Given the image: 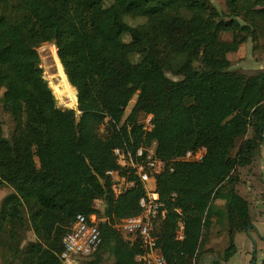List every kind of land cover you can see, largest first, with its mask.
I'll use <instances>...</instances> for the list:
<instances>
[{"label":"trees","instance_id":"obj_1","mask_svg":"<svg viewBox=\"0 0 264 264\" xmlns=\"http://www.w3.org/2000/svg\"><path fill=\"white\" fill-rule=\"evenodd\" d=\"M225 2L226 11L211 0H0V99L14 124L7 136L0 120V187L12 189L0 203V264H63L80 213L108 218L100 247L80 264H137L140 245L113 222L141 213L145 188L137 180L116 196L108 171L120 170L116 147L154 142L169 163L207 148L201 161L157 176L166 213L155 234L168 264H203L214 225L230 244L212 264L231 260L236 234L253 222L240 169L264 145V68L234 69L231 55L250 43L264 62V0ZM48 42L77 89L76 108L59 107L44 77L38 49ZM148 114L155 126L145 132Z\"/></svg>","mask_w":264,"mask_h":264},{"label":"built area","instance_id":"obj_2","mask_svg":"<svg viewBox=\"0 0 264 264\" xmlns=\"http://www.w3.org/2000/svg\"><path fill=\"white\" fill-rule=\"evenodd\" d=\"M140 123L145 132L152 131L155 126L153 114L142 118ZM156 148V142L150 146L141 145L135 151L127 147H116L114 155L120 170L108 171L116 196L132 188L137 180L145 188V196L139 202L141 213L113 222V227L127 243L140 245L141 252L135 258L137 264H168L155 234V220L166 213L159 200L157 176L166 170L173 171L175 162H199L207 153V148L201 146L188 150L169 163L157 156ZM106 221L107 217L97 214H78L63 240L64 251L60 255L63 264H80L82 258L94 254L102 243L100 224ZM184 236V225L180 221L176 238L182 240Z\"/></svg>","mask_w":264,"mask_h":264},{"label":"rangeland","instance_id":"obj_3","mask_svg":"<svg viewBox=\"0 0 264 264\" xmlns=\"http://www.w3.org/2000/svg\"><path fill=\"white\" fill-rule=\"evenodd\" d=\"M219 9L226 11L227 6L225 0H211ZM132 24L142 22V19L129 18ZM224 39H231L230 34H223ZM263 44L264 41H261ZM252 45L250 43L243 45L241 50L231 55L233 68L239 69L246 72H254L256 70L264 68V62H255L252 55ZM39 53L41 56V67L43 68V74L45 79L48 81L52 88L57 104L62 108H76L77 104V89L73 86V89L68 85L67 78L64 76V67L59 59L57 47L54 43L48 42L39 47ZM257 54L261 55L263 52L258 49ZM69 81V79H68ZM70 82V81H69ZM57 87V88H55ZM75 90V91H74ZM2 93H0V98ZM71 97V98H70ZM136 96L129 104L125 117L130 113ZM0 120L4 124L5 134L8 136L13 129V120L6 114L2 109V102L0 99ZM251 135V132L248 136ZM241 140L237 143L239 147ZM236 148V149H237ZM236 149L234 153L236 152ZM242 182L238 186L239 192L249 201L251 207V214L253 222L259 228V231L264 236V145L261 148L260 154L256 157L255 161L248 167L240 169ZM12 192L9 187H0V203L5 196ZM226 197L225 192H221L217 204L222 206L224 204V198ZM98 206L101 202H97ZM253 236L257 240V258L256 264H262L264 261V241L258 240L254 232L251 230ZM238 234V233H237ZM236 234V235H237ZM33 233H29V237H33ZM239 240L236 243L238 251L232 258L229 264L238 263L246 258H250L249 263L253 259L254 242L250 236L245 232H240ZM236 238V237H235ZM230 237L229 232L226 228L219 225H214L208 236V242L206 244V252L203 256V264H212L214 260H220L222 252L229 246ZM114 258L108 257L106 264H113ZM248 263V264H249ZM226 264V263H225Z\"/></svg>","mask_w":264,"mask_h":264},{"label":"water","instance_id":"obj_4","mask_svg":"<svg viewBox=\"0 0 264 264\" xmlns=\"http://www.w3.org/2000/svg\"><path fill=\"white\" fill-rule=\"evenodd\" d=\"M260 132H261V135H262L263 140H264V125L261 127ZM252 228L256 231V234H257L260 238H264V236H263V235L261 234V232L259 231L258 226H257L256 224H254V223H251V224L247 227V229H246V233L250 236V238H251V239L253 240V242H254V254H255V258H254V260H253L251 263H249V264H256V258H257V255H256V253H257V240H256L255 236H253V234H252V232H251Z\"/></svg>","mask_w":264,"mask_h":264},{"label":"crops","instance_id":"obj_5","mask_svg":"<svg viewBox=\"0 0 264 264\" xmlns=\"http://www.w3.org/2000/svg\"><path fill=\"white\" fill-rule=\"evenodd\" d=\"M257 62V61H256ZM240 235V233H238L237 235H236V238H235V240H236V243L238 242V240H239V236ZM232 258H234V256L232 257ZM232 258H231V260L228 262V263H226V264H229L231 261H232ZM249 261H250V258H246V259H244L243 261L241 260V261H239L238 263H233V264H248L249 263Z\"/></svg>","mask_w":264,"mask_h":264},{"label":"flooded vegetation","instance_id":"obj_6","mask_svg":"<svg viewBox=\"0 0 264 264\" xmlns=\"http://www.w3.org/2000/svg\"><path fill=\"white\" fill-rule=\"evenodd\" d=\"M252 223H254V222H252ZM252 231L254 232V234L256 235V237H257V239L258 240H261V241H264V238H260L257 234H256V231L252 228ZM255 258V254H254V252H253V259Z\"/></svg>","mask_w":264,"mask_h":264},{"label":"bare ground","instance_id":"obj_7","mask_svg":"<svg viewBox=\"0 0 264 264\" xmlns=\"http://www.w3.org/2000/svg\"><path fill=\"white\" fill-rule=\"evenodd\" d=\"M63 74H64L65 78H67L66 73L64 72ZM66 80H67L68 85L71 87V89H73L72 84L68 81V79H66ZM55 88H57V87H55ZM74 91H75V90H74ZM70 98H71V97H70ZM77 100H78V99H77Z\"/></svg>","mask_w":264,"mask_h":264}]
</instances>
